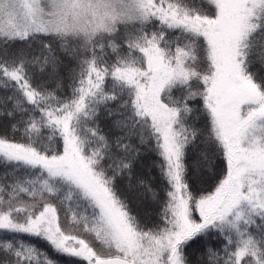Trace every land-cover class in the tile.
I'll list each match as a JSON object with an SVG mask.
<instances>
[{
	"label": "snow or ice",
	"instance_id": "obj_1",
	"mask_svg": "<svg viewBox=\"0 0 264 264\" xmlns=\"http://www.w3.org/2000/svg\"><path fill=\"white\" fill-rule=\"evenodd\" d=\"M0 167V264H264V0H0Z\"/></svg>",
	"mask_w": 264,
	"mask_h": 264
},
{
	"label": "trees",
	"instance_id": "obj_2",
	"mask_svg": "<svg viewBox=\"0 0 264 264\" xmlns=\"http://www.w3.org/2000/svg\"><path fill=\"white\" fill-rule=\"evenodd\" d=\"M65 63H67V61ZM73 67H75V65H73ZM257 67H259V66L257 65ZM61 75L64 77V91H63V94L66 95L67 92H68V87H67V70L63 66L61 67ZM148 163H149V160L146 158L145 161H144V164H148ZM2 171H3V169H2V167H0V172H2ZM152 175L153 176H156L157 175V173H156L155 170H152ZM215 182H216L215 180H208L207 183L201 184L200 185V188L202 190L203 189L211 190V188L215 184ZM132 207H133V211L140 213L141 216H143L144 213L147 212V208L149 209V213L150 214L153 213V211H154L153 206L151 204H148V206L146 207V206L140 205V203L137 202V203H134L132 205ZM37 243H38V245L41 248H44L45 250H47L46 246L42 242H37ZM58 259L60 260V264H68V261H67L66 258L59 257Z\"/></svg>",
	"mask_w": 264,
	"mask_h": 264
},
{
	"label": "rangeland",
	"instance_id": "obj_3",
	"mask_svg": "<svg viewBox=\"0 0 264 264\" xmlns=\"http://www.w3.org/2000/svg\"><path fill=\"white\" fill-rule=\"evenodd\" d=\"M140 205H142V206H146V207H147V206H148V203H144V204H141V203H140ZM147 212L149 213V209H148V208H147Z\"/></svg>",
	"mask_w": 264,
	"mask_h": 264
}]
</instances>
